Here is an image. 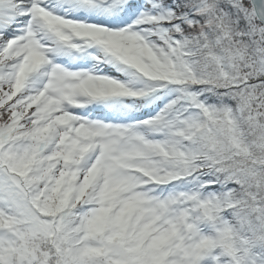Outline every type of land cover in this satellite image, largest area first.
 Masks as SVG:
<instances>
[{"label": "snow or ice", "instance_id": "6c2138e0", "mask_svg": "<svg viewBox=\"0 0 264 264\" xmlns=\"http://www.w3.org/2000/svg\"><path fill=\"white\" fill-rule=\"evenodd\" d=\"M0 264H264V0H0Z\"/></svg>", "mask_w": 264, "mask_h": 264}]
</instances>
